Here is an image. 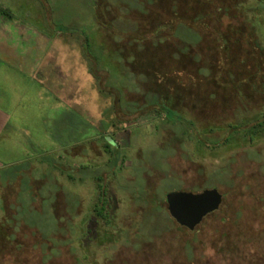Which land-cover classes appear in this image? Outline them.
Segmentation results:
<instances>
[{
    "label": "rangeland",
    "instance_id": "rangeland-1",
    "mask_svg": "<svg viewBox=\"0 0 264 264\" xmlns=\"http://www.w3.org/2000/svg\"><path fill=\"white\" fill-rule=\"evenodd\" d=\"M104 1L0 0L15 15L13 25L0 17V42L3 48L17 52L11 57L1 53L3 62L39 76L49 100L60 98L58 112L45 120L44 133L49 137L44 142L47 140L49 151L39 148L45 159L32 145L33 152H27L30 158L18 150L12 162L6 157L2 160L13 167L0 172V226L15 227L14 238L22 244L32 232L36 243H28L31 248L23 257L0 253V264H150L147 260L171 264L168 255L170 251L178 254L182 240L170 227L167 193L212 188L229 192L232 181L240 180L242 174L252 185L264 184V135L254 142L242 139L226 145L219 132L214 135L222 140L217 154L206 149L202 156L194 145L197 134L192 126L184 120L175 122L173 114L156 120L145 112L123 114L122 105L130 110L135 103L130 101L145 104L149 92L157 90L150 70H123L118 65L133 51L126 46L124 58L119 54L120 33L134 29L131 21L144 12L146 0H109L106 7ZM195 35L184 33L181 38L195 42ZM133 57L130 53L129 61ZM47 72L56 76L59 90L54 78H46ZM191 99L187 100L190 105ZM201 107L200 113L204 111ZM253 107L249 112L264 111V99ZM181 114L189 117L190 108L185 107ZM222 117L200 116V120L217 127L223 125ZM25 119L19 118L15 128L19 144L29 132L33 137L45 136L26 127ZM187 128L192 130L193 140L186 143ZM105 132L119 147L111 153L105 151L99 136ZM42 162L45 164L40 165ZM26 169L29 174L23 173ZM96 177L102 178L113 199L109 225L92 213L99 195ZM20 178L22 192L18 194L12 187L8 209L3 211V186L9 179L16 182ZM140 186L153 188L157 207L153 204L150 209L135 197ZM147 196L153 197L152 193ZM108 201L104 199L107 205ZM198 238L209 246L190 244L194 263L247 264L255 258L249 245L233 243L222 253L210 236L201 232ZM258 250L264 252V239Z\"/></svg>",
    "mask_w": 264,
    "mask_h": 264
},
{
    "label": "trees",
    "instance_id": "trees-1",
    "mask_svg": "<svg viewBox=\"0 0 264 264\" xmlns=\"http://www.w3.org/2000/svg\"><path fill=\"white\" fill-rule=\"evenodd\" d=\"M0 17H4L5 23L11 24L15 15L10 8L0 5ZM135 19L143 24L147 33L146 47L153 43L157 48L160 54L157 63L160 66L150 70L153 73L151 79L157 84V90L153 88L156 93L149 92L143 106L137 101L131 104L129 115L145 112L144 115L148 114L156 120L168 119L173 114L175 122L186 121L197 134L194 135L197 139L194 145L202 156L206 155V149L217 154L221 138L226 145H232L242 139L254 142L264 135V111L249 112V108H254L257 101L264 99V0H255V3L251 0H146L144 12L138 13ZM184 33L187 37L190 33L196 34L197 41L188 43L187 39L181 38ZM2 63L17 69L11 63L3 60ZM36 79V85L43 89L44 84L39 76ZM189 98H192L191 105L187 102ZM185 107L190 108V118L181 114ZM199 107L204 111L200 113ZM209 115L223 116V125L216 127L203 124L200 116ZM33 130L39 132L36 127ZM191 131L188 128L184 131L186 143L193 140ZM219 132L224 137L219 139L214 136ZM33 136L31 133L25 136L29 143L19 144L21 149L18 150L26 155L25 158H30L31 154L28 153L33 152L30 148L34 145L36 154L41 153L44 160L45 154L42 155L40 149L47 152L48 147L42 142V135ZM12 167L4 166L2 171ZM29 171L26 169L23 173L29 174ZM243 177L244 174L240 180L232 181L229 192L217 188L223 194L221 208L207 216L195 231L191 232L169 218L172 222L170 227L182 240L178 254L170 251L168 255L171 264H197L192 261L189 248L193 242L209 246L208 241L198 238L201 232L210 236L215 248L222 253L233 243L236 246L242 244L253 247L255 258L247 264H264V252L258 250L260 241L264 239V184L252 185ZM70 178L73 179L71 175ZM95 180L99 195L92 213L97 220L109 225L113 199L108 197L109 192L104 189L102 178L96 177ZM12 187L16 188V193H21L24 188L22 178L16 182L9 179L3 186V211L8 209ZM150 193L153 197H146ZM136 194L135 197L146 202L150 209L153 204L157 207L158 196L152 187L140 186ZM106 198L109 200L108 205L104 203ZM15 231V227L0 226V253L3 256L19 253L23 257L31 248L28 243H36L32 232L25 235V244L17 243ZM148 261L150 264H161L159 260L158 263Z\"/></svg>",
    "mask_w": 264,
    "mask_h": 264
},
{
    "label": "crops",
    "instance_id": "crops-1",
    "mask_svg": "<svg viewBox=\"0 0 264 264\" xmlns=\"http://www.w3.org/2000/svg\"><path fill=\"white\" fill-rule=\"evenodd\" d=\"M1 53L10 57L17 55L16 49L3 48L2 42H0ZM2 60L0 57V172L4 166L13 164L5 165L2 162L3 158L6 157V160L8 158L12 162L14 153L18 151L19 140L15 128L19 126V118H26V127H36L41 134H45L42 136L44 142L49 137L48 132L44 133V128L47 126L45 120L49 114L58 112L60 104V98L50 101L49 96L43 94L42 89L36 85L38 76L26 74L2 63ZM45 76L48 79L54 78L55 87L60 89L56 76L49 72L45 73ZM20 140L26 145L29 143L25 138ZM45 143L47 145V140Z\"/></svg>",
    "mask_w": 264,
    "mask_h": 264
},
{
    "label": "water",
    "instance_id": "water-1",
    "mask_svg": "<svg viewBox=\"0 0 264 264\" xmlns=\"http://www.w3.org/2000/svg\"><path fill=\"white\" fill-rule=\"evenodd\" d=\"M112 142V139H109ZM167 209L171 218L181 227L195 231L207 216L218 211L223 204V194L217 189L202 192L171 191L166 194Z\"/></svg>",
    "mask_w": 264,
    "mask_h": 264
},
{
    "label": "flooded vegetation",
    "instance_id": "flooded-vegetation-1",
    "mask_svg": "<svg viewBox=\"0 0 264 264\" xmlns=\"http://www.w3.org/2000/svg\"><path fill=\"white\" fill-rule=\"evenodd\" d=\"M108 1L109 0L104 1L103 3L104 7L109 5ZM131 23L133 24L132 26H134L133 31H122L120 33L121 42L119 43V45L121 46L120 47L121 51H118V52H120L119 54H121L122 57L124 58V53L127 52L124 48L126 46H131V48H133V51L130 53H133L134 57L131 61H129V54H130L129 53L128 55L125 56V57L128 56V59L126 60V58H124V62L119 63L118 65H122V67L121 66L120 67L123 70L131 69V70L146 71V70L158 69L160 65L159 63H157V58L158 56H160V54L158 53V51H156L157 48L153 45V43H151L150 45H148V47H146L147 33L145 32V28L143 24H140L137 21H131ZM130 102H136V101H130ZM145 104L141 102L142 106ZM121 108L122 110L125 109L123 110L124 115L130 114V110L125 107V104L122 105ZM108 134L109 132H105L99 136L103 138L102 141L106 149L105 151L111 153L113 151L112 150L113 148L115 149V147L116 148H119V147L116 145L115 140ZM109 139H112V142H110Z\"/></svg>",
    "mask_w": 264,
    "mask_h": 264
}]
</instances>
